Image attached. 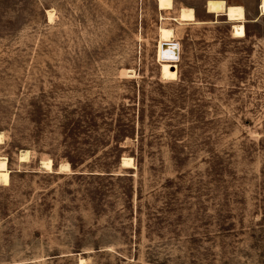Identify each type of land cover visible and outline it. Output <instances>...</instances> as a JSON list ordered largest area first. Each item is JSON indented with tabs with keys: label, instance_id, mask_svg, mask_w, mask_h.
I'll return each mask as SVG.
<instances>
[{
	"label": "rangeland",
	"instance_id": "1",
	"mask_svg": "<svg viewBox=\"0 0 264 264\" xmlns=\"http://www.w3.org/2000/svg\"><path fill=\"white\" fill-rule=\"evenodd\" d=\"M173 1L0 0V264H264V0Z\"/></svg>",
	"mask_w": 264,
	"mask_h": 264
},
{
	"label": "bare ground",
	"instance_id": "2",
	"mask_svg": "<svg viewBox=\"0 0 264 264\" xmlns=\"http://www.w3.org/2000/svg\"><path fill=\"white\" fill-rule=\"evenodd\" d=\"M160 10H172L174 8L173 0H156ZM209 13H227L228 5L224 0H210L207 3ZM48 15L50 20L53 19V11L49 10ZM162 19L164 17L162 16ZM174 21L179 23H188L195 22L198 23L196 18V13L193 8L184 7L180 11L179 16L171 18ZM160 43L158 45V57L162 66V76L165 79H176L178 72L174 70L176 67V61L180 57V44L174 41V31L167 27L160 28ZM164 43H167V46H163ZM177 69V68H176ZM0 143H2V134H0ZM31 153V152H30ZM26 156L22 155L21 160H25ZM27 159V158H26ZM53 160L44 161V165L47 169H53ZM132 157H124L123 166L125 167H134ZM26 162V160H25ZM66 167H69V164H66ZM46 169V170H47ZM66 169V168H65ZM0 178L1 180L8 185L10 183V170L8 169V158L0 156Z\"/></svg>",
	"mask_w": 264,
	"mask_h": 264
},
{
	"label": "water",
	"instance_id": "3",
	"mask_svg": "<svg viewBox=\"0 0 264 264\" xmlns=\"http://www.w3.org/2000/svg\"><path fill=\"white\" fill-rule=\"evenodd\" d=\"M163 46H167V43H164Z\"/></svg>",
	"mask_w": 264,
	"mask_h": 264
},
{
	"label": "trees",
	"instance_id": "4",
	"mask_svg": "<svg viewBox=\"0 0 264 264\" xmlns=\"http://www.w3.org/2000/svg\"><path fill=\"white\" fill-rule=\"evenodd\" d=\"M196 18H197V16H196Z\"/></svg>",
	"mask_w": 264,
	"mask_h": 264
}]
</instances>
